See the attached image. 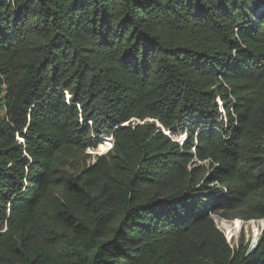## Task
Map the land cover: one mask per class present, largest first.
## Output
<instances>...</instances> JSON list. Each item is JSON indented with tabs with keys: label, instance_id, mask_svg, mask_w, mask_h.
Wrapping results in <instances>:
<instances>
[{
	"label": "trees",
	"instance_id": "16d2710c",
	"mask_svg": "<svg viewBox=\"0 0 264 264\" xmlns=\"http://www.w3.org/2000/svg\"><path fill=\"white\" fill-rule=\"evenodd\" d=\"M230 213L264 219V0H0V264H264Z\"/></svg>",
	"mask_w": 264,
	"mask_h": 264
},
{
	"label": "rangeland",
	"instance_id": "374dc122",
	"mask_svg": "<svg viewBox=\"0 0 264 264\" xmlns=\"http://www.w3.org/2000/svg\"><path fill=\"white\" fill-rule=\"evenodd\" d=\"M184 136V134H179L174 137L181 142L184 139ZM108 139L110 138H106L103 144H101L98 148H86L82 154L79 153L75 158V161H73V171L78 172L81 168L91 165L95 161L94 158L96 155L106 153L110 144ZM199 164L208 168L206 161L199 162ZM70 169L71 168L68 170ZM235 215V213H230L228 218H223L217 214H212V218L216 227L224 234V237L230 245L239 243L240 241L242 244H245V242L248 241V246H252L259 235L258 234L257 237H255L254 233L256 232V229H259L260 233L264 226V223H262V220L264 219H245V217H236ZM230 235L232 236L230 237Z\"/></svg>",
	"mask_w": 264,
	"mask_h": 264
},
{
	"label": "clouds",
	"instance_id": "9594fccd",
	"mask_svg": "<svg viewBox=\"0 0 264 264\" xmlns=\"http://www.w3.org/2000/svg\"><path fill=\"white\" fill-rule=\"evenodd\" d=\"M111 141H112V140H111ZM111 141H110V142H111ZM111 147H112V143H111V146H110L107 150H109ZM204 161H206V160H204ZM199 162H200V161H199ZM263 227H264V226H263ZM232 235H233V234H232ZM232 235H230V237H231ZM256 240H257V238H256ZM255 242H256V241H255ZM255 242H254V243H255Z\"/></svg>",
	"mask_w": 264,
	"mask_h": 264
},
{
	"label": "built area",
	"instance_id": "2783aa9c",
	"mask_svg": "<svg viewBox=\"0 0 264 264\" xmlns=\"http://www.w3.org/2000/svg\"><path fill=\"white\" fill-rule=\"evenodd\" d=\"M109 141H111V138L110 139H108ZM111 146V142H110V144H109V146H108V148Z\"/></svg>",
	"mask_w": 264,
	"mask_h": 264
},
{
	"label": "bare ground",
	"instance_id": "6f19581e",
	"mask_svg": "<svg viewBox=\"0 0 264 264\" xmlns=\"http://www.w3.org/2000/svg\"><path fill=\"white\" fill-rule=\"evenodd\" d=\"M106 148V147H105ZM223 220V219H222Z\"/></svg>",
	"mask_w": 264,
	"mask_h": 264
}]
</instances>
